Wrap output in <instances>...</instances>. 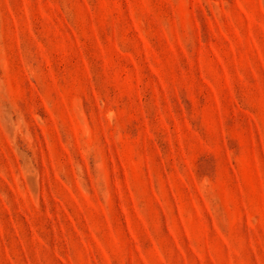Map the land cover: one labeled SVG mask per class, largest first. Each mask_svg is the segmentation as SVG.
Instances as JSON below:
<instances>
[{"label":"rangeland","instance_id":"1","mask_svg":"<svg viewBox=\"0 0 264 264\" xmlns=\"http://www.w3.org/2000/svg\"><path fill=\"white\" fill-rule=\"evenodd\" d=\"M0 264H264V0H0Z\"/></svg>","mask_w":264,"mask_h":264}]
</instances>
